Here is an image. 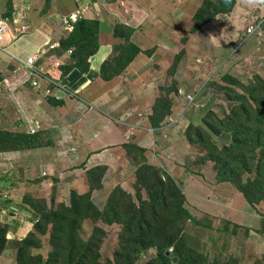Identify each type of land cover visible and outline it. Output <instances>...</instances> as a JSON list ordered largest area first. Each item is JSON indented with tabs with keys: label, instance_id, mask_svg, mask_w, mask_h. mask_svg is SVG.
<instances>
[{
	"label": "rangeland",
	"instance_id": "1",
	"mask_svg": "<svg viewBox=\"0 0 264 264\" xmlns=\"http://www.w3.org/2000/svg\"><path fill=\"white\" fill-rule=\"evenodd\" d=\"M37 1L0 0V21L6 20L13 31L6 37L4 44L8 37H11L8 40H15L22 34L30 33L28 29L26 33L22 32L16 37L17 31L21 32L23 24H26L31 31L33 30L31 15ZM96 1L88 2L93 5L89 9L86 7L85 14L87 10L89 12L101 11L98 4L95 3ZM106 1L108 3L102 9L104 16L102 22L94 15L70 19L71 13H62L60 16L56 13L50 14L45 22L54 26V32L61 36V40H69L71 37L77 39L75 44L67 47L71 48L72 52L65 62L67 66L63 68V72H69L72 67L82 71L80 68H84L90 63V58L94 54L88 53L90 49L81 50L78 46L88 38L93 41L91 48L93 51L96 50V44L100 46L101 42L106 41L112 43L111 56L104 63V71L107 72V75L120 72L123 61L132 54L133 46L138 47V43H144L145 51L157 56L158 61L152 66V73L155 72L153 80L161 88L159 94L152 96L151 124L158 125L164 117H170L174 103L182 104L178 114L174 117L181 119L184 124H188L186 129L193 139L194 151L192 150L191 155L194 152L195 158L191 160L189 167H185V172L188 174L185 179L178 176L173 178H177L175 181L184 193L186 191L189 200H187L186 207L195 220H189L183 226L182 239L176 244L174 252L171 248L165 254L169 260L171 259L172 264L178 263V257L175 254L179 252L184 254L185 259L198 257L208 264H264V227L263 230L252 233L249 228L232 225L231 222L220 217L209 216L205 213L202 215L190 201L192 195L186 189V187L195 185L190 178L199 174L196 173L197 165L212 154L218 155L217 151L212 150V146L208 145L210 144L208 135L205 132H202V135L197 134V127H201L205 131L210 130L211 127H220L218 120L228 114L236 103L229 96L236 97L238 95L239 98H243L242 96H247L251 88L257 90L264 87V0H235V5L228 12H216L211 6V1L219 3V0H204V5L210 9L205 16L211 14L212 17L209 22L197 29H193L194 9L202 0H184V11L182 12L179 8H171L168 10L170 14L154 11L152 0ZM172 1L175 2V0ZM62 2L63 0H45L41 13L45 14L44 12L52 8L53 4L61 5ZM134 2L143 8V11L147 10L145 15L134 13L132 9ZM156 2L158 0H155ZM112 3H116L115 12L110 10L109 6ZM177 7L179 6L177 5ZM190 8L193 9L190 10ZM24 11L27 13L25 17L22 16ZM112 14L119 20L114 28L109 25ZM84 19L89 22L83 29L81 20ZM62 20L68 21L69 29H64L66 25ZM66 31L68 34L63 37L62 34ZM3 49L5 47L0 49V52ZM5 74L3 78H5ZM48 87H52V85H48ZM176 91L179 94L176 95L174 93ZM188 93L194 95L193 106V102L186 101ZM197 104L204 114H199L200 125L190 123L194 125L192 128L189 127L188 118H184L185 116L182 115L191 116L190 112H193ZM148 112H142L146 121H149L147 119ZM126 114L124 118L128 120H132L131 118L138 114L142 115L138 112L134 115L131 111ZM133 121L142 126L146 124L136 118ZM5 129H8V126ZM12 133L19 132L13 131ZM226 136L227 132L223 131L219 141H216L219 146L225 144ZM36 142L38 144L41 142L40 137L36 139ZM214 145L216 144L214 143ZM13 147L14 145L5 149L11 150L10 148ZM222 148L217 146V149ZM123 149L126 155L123 160L119 161L121 169L127 171L131 169L132 165H136L135 176L128 179L129 184L115 186L108 196L105 208L110 205L112 193L117 188H120L118 201L123 202L128 195L133 197L134 200L129 203V206L132 203L139 204L135 195L136 190L141 189L140 193L148 208V204L152 200L148 198L141 186V181L144 179L143 173L149 165L145 163L144 149L131 143L124 144ZM194 160H196L195 163ZM155 168L166 178L161 168ZM108 170L109 168L106 166L92 167L88 170L90 188L91 185L101 187ZM102 171L104 174H100ZM159 171L157 172L159 173ZM149 176L151 183L156 184L157 181L153 174ZM239 178L247 182L248 179L253 180L254 175L253 173H243L239 175ZM181 180H185V183L181 184ZM165 186L169 187V184ZM74 192L71 195L72 206L62 203L48 207L44 192L26 197V202L34 210L36 209L38 221L29 234L23 235V237L14 235L7 238L8 234L6 233L5 238V233H1L3 228H0V264H82L77 258H73V254L78 249L81 250V254L84 252L93 253L96 256L95 261L98 263L118 264L113 261L114 257L121 254L125 248L127 252L131 244L122 222H103L101 216H98L92 209H88L86 203L79 199L80 197L73 200ZM75 193L77 196L89 194L93 206L99 211L105 209L100 210L94 204L90 192ZM56 197L57 195L52 199L57 201ZM75 202H80L82 205V215L77 219H74L76 206L72 208ZM161 203L163 204V202ZM260 204L262 205L260 213L264 215V202ZM257 211L259 213V209ZM68 215L69 219H67ZM261 221L264 222V220ZM73 222H76L78 226L74 228ZM5 229L7 230V228ZM150 234L146 235L150 236ZM252 236L256 238L254 242L249 239ZM137 248H139L137 250L139 255L134 264H149V260L156 256L157 248L155 247L142 249L141 246H138ZM188 252H192L195 257L188 256Z\"/></svg>",
	"mask_w": 264,
	"mask_h": 264
},
{
	"label": "crops",
	"instance_id": "2",
	"mask_svg": "<svg viewBox=\"0 0 264 264\" xmlns=\"http://www.w3.org/2000/svg\"><path fill=\"white\" fill-rule=\"evenodd\" d=\"M89 1L63 0L61 5L53 4L42 14L45 0H38L31 15L33 30L29 28L30 33L15 40H8L11 38L8 37L5 49L0 52V129L21 135L29 133L41 139L38 147L0 149V227H7V238L14 235L23 237L33 229L38 214L25 199L38 192L45 193L48 207L62 203L70 206L73 191L78 194L90 192L94 204L103 210L115 186L129 184L128 179L135 176L136 165L123 171L119 164L126 155L123 149L126 143L143 148L145 163L161 168L174 178L185 179L188 175L185 167H189L195 158L194 152L191 155L193 143L186 135L188 124L174 117L182 107L180 102L173 104L170 117H164L158 125L150 122L152 96L159 94L161 88L153 80L155 72L152 73L157 56L147 53L144 43H138L141 51L120 74L110 79L101 75V66L112 53L110 41L100 43L86 71L72 67L69 72H63L70 53L65 50L58 54L59 47H56L46 49L38 58L36 76L26 73L29 56L46 48L47 42L61 40V36L54 32V26L45 22L48 16L53 13L59 16L70 14L84 7L89 9L93 5L88 4ZM203 1L196 5L194 14ZM95 3L101 11L87 10L85 16L94 15L102 22V9L108 2L97 0ZM152 4L153 10L162 14H170L168 10L171 8L184 11V0H158L156 3L152 0ZM109 7L111 12H115L116 3ZM132 9L135 14L145 15L147 12L136 2ZM117 21L118 18L112 14L111 28ZM64 29L68 28L65 26ZM67 34L66 31L62 35ZM34 79L40 80L39 87L32 85ZM48 81L54 82L52 87L47 86ZM174 93L179 94L178 91ZM129 111L142 115L128 120L124 117ZM143 111H149V121L144 120ZM202 113L197 104L190 112L193 118L192 115L182 116L188 118L189 124L200 125L199 114ZM135 118L146 124L139 125L133 121ZM32 128L36 132H30ZM220 138L216 136L213 139L219 141ZM231 139L227 132L225 144H229ZM98 166H106L109 170L101 187L92 190L87 172ZM197 166L196 173L199 174L190 178L195 185L186 189L199 213L220 217L232 225L249 228L252 233L263 230L264 222L261 220H264V215L252 208L243 194L232 186L216 182L212 162L203 161ZM183 183L185 180H181ZM184 194L188 198L186 191ZM55 195L57 201L52 199ZM249 239L254 242L256 238L252 236Z\"/></svg>",
	"mask_w": 264,
	"mask_h": 264
},
{
	"label": "trees",
	"instance_id": "3",
	"mask_svg": "<svg viewBox=\"0 0 264 264\" xmlns=\"http://www.w3.org/2000/svg\"><path fill=\"white\" fill-rule=\"evenodd\" d=\"M234 5L235 0H219V3L211 1V6L216 12H228ZM209 10L210 9L204 5L203 1L194 15L193 29L200 28L203 24L209 22L212 15L209 14L205 16L206 12ZM87 22L89 21L85 19L81 20V28H86ZM76 42L77 39H75V37H71L69 40H60L58 54H62L65 50L69 49L67 47ZM92 43L93 41L88 38V40H84V42L78 46L81 50L90 49L88 53L93 55L98 51L99 46L96 44V50L93 51L91 50ZM140 51L141 48H139V46H133L132 54L123 61L121 71L112 75H107V72L104 71L106 59L101 66L102 77L104 79H110L112 76L120 74ZM89 65L90 63L84 68H80L78 65L77 67L82 71H86ZM229 97L236 103L228 114L218 120L220 127H208L210 130L206 131L201 127H197V134L202 135V132H205L210 138V144L208 145L212 146L211 149L216 150L218 154H212V156L205 159L204 162L209 161L214 164L217 183L229 184L232 186L243 194L247 203L252 208H255V210L259 208L260 213V207L262 206L260 203L264 202V87L257 90L251 88L248 95L242 96L243 98H239L238 95L236 97L232 95ZM189 127L193 128L194 125L190 124ZM223 131L230 133L232 139L229 144L219 146L213 138L220 136ZM186 135L193 143L188 129L186 130ZM36 139V137L34 138L30 134L21 135L0 129V149L12 145H14V147L10 149L38 147L39 144L36 142ZM214 143L218 147L223 148L217 149ZM146 169L147 170L143 173L144 179L141 181V186L147 193L148 198L152 200V202L148 204V208L140 193L141 189H137L135 195L139 204L135 205L132 203L129 206V203L134 200L133 197L128 195V199H124L123 202L118 201V192L120 188H117V190L112 193L110 205L103 211H99L91 204L89 194L77 196L75 192L73 193V200L80 197L79 199L86 203L88 209H92L98 216H101L103 222H122L131 244L127 252L125 248L122 250L121 254L114 257L113 261L118 264H134L139 255V251H137L139 249L137 248L138 246H141L142 249L157 248L156 256L149 260V264H172L171 259L169 260L165 252L169 251L171 248H173L174 252L176 244L182 239V234L184 232L183 226H185L187 221L195 220L186 207L187 197L175 179L165 171L164 175L166 178L163 177L160 171L153 166L148 165ZM157 171H159V173ZM243 173H253V180L248 179L247 182L242 181L239 175ZM100 174H104V172L102 171ZM151 174L155 177L157 181L156 184L151 183V178L149 176ZM159 174L161 177H159ZM165 183L169 184V187H166ZM99 187L100 186L91 185L92 190ZM161 202H163V204ZM74 206H76L74 219H77L82 215V205H80V202H75L72 208H74ZM118 217H120V219H118ZM69 218L70 216L68 215L67 219ZM72 226L75 228L78 225L76 222H73ZM0 228H3L1 233H5L6 238L7 230L5 228L7 227ZM149 233H151L150 236L146 235ZM153 233L156 234L152 235ZM80 252L81 250L78 249V251L73 254V258H77L82 264H91V261H93V264H101L95 261L96 256L93 255V253L84 252L81 254ZM175 255L178 257L177 264H208L205 260L195 257L192 252H188L187 255L195 257L193 259L190 257L185 259L182 252Z\"/></svg>",
	"mask_w": 264,
	"mask_h": 264
},
{
	"label": "built area",
	"instance_id": "4",
	"mask_svg": "<svg viewBox=\"0 0 264 264\" xmlns=\"http://www.w3.org/2000/svg\"><path fill=\"white\" fill-rule=\"evenodd\" d=\"M85 11H86V7L83 10H77L76 12L71 13L70 14L71 15L70 19L71 18L72 19H77L79 16H82V17L85 16L86 15ZM26 14H27L26 11H24L22 13V16L25 17ZM62 22L66 25V28L69 29V27L67 25L68 21L67 20H65V21L62 20ZM21 27H22V30H21V32L17 31L16 37H17L18 34H21L22 32L26 33L28 31V29H29V27L26 24L21 25ZM12 32L13 31H12L9 23L6 20L0 21V49L5 47L4 41H5L6 37L9 35V33H12ZM46 45H47L46 48H41L38 52L34 53L32 56H29L27 58L26 65H25V71H26L27 74H30L31 76H36L38 74V65H37L38 58L41 56V54L44 51H46V49L47 50H52V49H54L56 47H59L60 46V40H56L54 42H47ZM66 52L67 53H71L72 49L70 48ZM55 55L56 54H53L52 56H55ZM57 64H59V62H57ZM31 83H32L33 86H36V87H39L41 85V82L38 79L32 80ZM53 84H54V82H52V81H48L47 82V86L48 85H53ZM194 99L195 98H194V95L192 93H188L186 95V101L187 102H193ZM31 132L32 133L36 132V130L32 128Z\"/></svg>",
	"mask_w": 264,
	"mask_h": 264
},
{
	"label": "clouds",
	"instance_id": "5",
	"mask_svg": "<svg viewBox=\"0 0 264 264\" xmlns=\"http://www.w3.org/2000/svg\"><path fill=\"white\" fill-rule=\"evenodd\" d=\"M60 47V46H59ZM70 49V48H69ZM67 51V50H66Z\"/></svg>",
	"mask_w": 264,
	"mask_h": 264
}]
</instances>
